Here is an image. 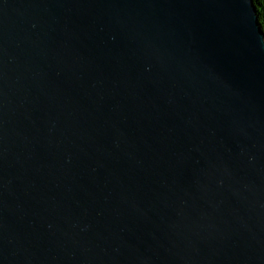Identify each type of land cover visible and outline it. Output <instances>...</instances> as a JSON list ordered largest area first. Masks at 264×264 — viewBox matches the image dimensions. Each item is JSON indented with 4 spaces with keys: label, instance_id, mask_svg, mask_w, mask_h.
Masks as SVG:
<instances>
[{
    "label": "water",
    "instance_id": "1",
    "mask_svg": "<svg viewBox=\"0 0 264 264\" xmlns=\"http://www.w3.org/2000/svg\"><path fill=\"white\" fill-rule=\"evenodd\" d=\"M0 264H264L253 0H0Z\"/></svg>",
    "mask_w": 264,
    "mask_h": 264
},
{
    "label": "trees",
    "instance_id": "2",
    "mask_svg": "<svg viewBox=\"0 0 264 264\" xmlns=\"http://www.w3.org/2000/svg\"><path fill=\"white\" fill-rule=\"evenodd\" d=\"M258 23L264 33V0H253Z\"/></svg>",
    "mask_w": 264,
    "mask_h": 264
}]
</instances>
